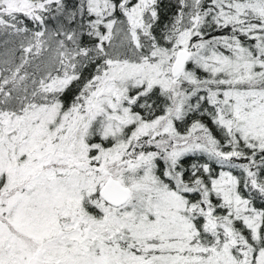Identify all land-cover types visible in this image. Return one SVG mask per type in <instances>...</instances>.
I'll return each mask as SVG.
<instances>
[{"label": "snow or ice", "instance_id": "snow-or-ice-1", "mask_svg": "<svg viewBox=\"0 0 264 264\" xmlns=\"http://www.w3.org/2000/svg\"><path fill=\"white\" fill-rule=\"evenodd\" d=\"M0 264H264V0H0Z\"/></svg>", "mask_w": 264, "mask_h": 264}]
</instances>
